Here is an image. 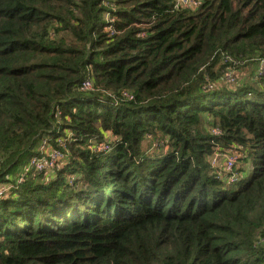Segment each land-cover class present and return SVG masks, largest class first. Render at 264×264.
<instances>
[{"label": "trees", "instance_id": "16d2710c", "mask_svg": "<svg viewBox=\"0 0 264 264\" xmlns=\"http://www.w3.org/2000/svg\"><path fill=\"white\" fill-rule=\"evenodd\" d=\"M263 57L264 0H0V264H264Z\"/></svg>", "mask_w": 264, "mask_h": 264}, {"label": "built area", "instance_id": "2783aa9c", "mask_svg": "<svg viewBox=\"0 0 264 264\" xmlns=\"http://www.w3.org/2000/svg\"><path fill=\"white\" fill-rule=\"evenodd\" d=\"M178 2V6L179 7H185V8H195L198 7L199 5H201L203 3V0H177ZM114 20V18L112 19ZM107 30H110L111 27H106ZM227 59H231L230 56H225V60ZM240 63H244L245 60H238ZM261 64H264V57L260 60ZM263 67V66H261ZM260 67V68H261ZM264 75V67L260 70V76ZM89 77V76H87ZM86 77V78H87ZM224 77L227 78L228 80V84L230 86L235 85L237 80L239 79L238 75L236 74V72L234 71H229L226 72L224 74ZM223 77V79H224ZM90 85L89 81L86 80L84 82V87L88 88ZM213 87V86H212ZM211 88V86H210ZM216 88V87H215ZM215 88H211V89H215ZM216 133H219V130H215ZM50 140L49 136H45L42 138V142L40 145L41 148V154L40 155H36L34 157H32L28 163L24 166L25 169L24 171H22V174L20 175V177L18 178V182L21 183L25 180L26 175L31 171V169H36V171L38 173H41L43 171L46 170H51L56 168L57 166L54 165L55 162V157L58 159L57 164L59 163V158H65V155L62 154L61 152H59L57 149H49V143L48 141ZM108 145H110L109 143H107ZM98 148H102V149H106L108 146L105 145L104 143H100L98 146ZM69 153H67L68 155ZM240 152H238L237 150L228 152L225 156V161H224V166H225V170L226 171H232V169L234 168V166L237 164V162L239 161V157H240ZM220 155H217L213 158V164L215 165L217 163V158ZM43 158V159H42ZM41 161H44V163H42ZM236 177V175L233 173L231 175V179H234ZM12 184H6V185H1L0 186V198L4 197L7 192L9 191V189L11 188Z\"/></svg>", "mask_w": 264, "mask_h": 264}, {"label": "rangeland", "instance_id": "374dc122", "mask_svg": "<svg viewBox=\"0 0 264 264\" xmlns=\"http://www.w3.org/2000/svg\"><path fill=\"white\" fill-rule=\"evenodd\" d=\"M106 27L107 26H105V29H106ZM107 30V29H106ZM108 31V30H107ZM260 64V67L261 66H263L264 67V64H261V62H259ZM257 67V65H254V66H251V68H256ZM263 67H261L260 68V70L263 68ZM250 74V72L247 70H245L244 71V76H243V78L245 77L246 79H247V77H248V75ZM239 77H240V75H239ZM240 80L241 81H244V79H241V77H240ZM222 84L223 85H228V80H227V78L226 77H224V79L222 80ZM109 139L110 138H108L107 139V141H109ZM113 140H115V137L113 136V135H111V140L110 141H113ZM144 144L145 145H148L149 144V141H145L144 142ZM153 148L151 147V151H153V150H156V147H158V144H157V142L156 141H154L153 142ZM168 148V145H165V148L164 149H167ZM69 153V152H68ZM71 153V152H70ZM67 155V154H66ZM68 156V155H67ZM67 156H65V157H67ZM43 159V158H42ZM62 158H59V160H61ZM42 163H44V161H41ZM57 162H58V159L55 157V162H54V165H56L58 168H60L61 166H63V165H65L66 164V160H64V161H62V164H57ZM238 163H239V161H238ZM24 169H25V167H23L21 170L22 171H24ZM247 171H248V174L251 172V169H250V167H248L247 168ZM21 172V171H20ZM55 173V172H54ZM21 174V173H20ZM30 174H38V172L36 171V169H31V171L26 175V176H29ZM234 174H235V172H234ZM236 175V174H235ZM7 183H3V184H0V186L1 185H6Z\"/></svg>", "mask_w": 264, "mask_h": 264}]
</instances>
